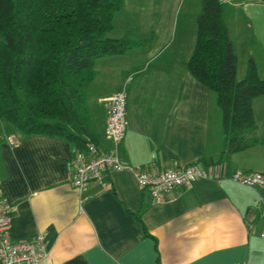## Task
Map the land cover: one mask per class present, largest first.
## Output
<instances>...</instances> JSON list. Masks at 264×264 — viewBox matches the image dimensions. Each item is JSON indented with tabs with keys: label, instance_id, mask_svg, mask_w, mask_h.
Listing matches in <instances>:
<instances>
[{
	"label": "crops",
	"instance_id": "0c3cea01",
	"mask_svg": "<svg viewBox=\"0 0 264 264\" xmlns=\"http://www.w3.org/2000/svg\"><path fill=\"white\" fill-rule=\"evenodd\" d=\"M200 0H124L112 39L132 32L146 43L95 62L86 91L98 148L107 150L102 99L124 89L126 132L119 155L151 173L198 165L206 176L155 203L130 170L108 172L86 196L71 182L74 148L58 138L15 133L0 120V195L12 206L15 241L44 238L41 264H264V192L231 180L264 174V96L252 102L258 144L223 153L215 93L187 71ZM224 21L237 80L254 62L264 79V0H226Z\"/></svg>",
	"mask_w": 264,
	"mask_h": 264
},
{
	"label": "trees",
	"instance_id": "16d2710c",
	"mask_svg": "<svg viewBox=\"0 0 264 264\" xmlns=\"http://www.w3.org/2000/svg\"><path fill=\"white\" fill-rule=\"evenodd\" d=\"M123 3L0 0V120L22 136L62 139L73 146L74 157L89 145L97 146L86 99L96 77L95 62L146 43L132 32L118 39L108 36ZM200 4L186 68L216 95L223 153H239L258 144L252 102L264 96V79L250 59L244 78L237 80L223 3Z\"/></svg>",
	"mask_w": 264,
	"mask_h": 264
},
{
	"label": "built area",
	"instance_id": "2783aa9c",
	"mask_svg": "<svg viewBox=\"0 0 264 264\" xmlns=\"http://www.w3.org/2000/svg\"><path fill=\"white\" fill-rule=\"evenodd\" d=\"M225 3L226 0H219ZM106 107L105 137L110 142V148L101 150L89 145L85 151H78L74 157L75 168L71 176L73 187L88 197L89 185L98 183L105 186L104 179L108 172L130 170L142 190H147L155 203L174 200L178 189L190 188L198 179L204 178L206 168L198 165L166 168L160 172L151 173L139 167H131L119 155V146L126 132V92L124 89L110 97L102 99ZM231 180L243 186L256 188L264 192V174L251 171H235ZM12 206L0 195V264H41L46 257L43 236H37L31 241H15L10 236V212ZM264 239V232L261 234Z\"/></svg>",
	"mask_w": 264,
	"mask_h": 264
},
{
	"label": "rangeland",
	"instance_id": "374dc122",
	"mask_svg": "<svg viewBox=\"0 0 264 264\" xmlns=\"http://www.w3.org/2000/svg\"><path fill=\"white\" fill-rule=\"evenodd\" d=\"M172 1H173V0H170V4H171V5H172ZM178 2H179V0H177V3H178ZM223 15H224V13H223ZM238 81H239V80H238ZM251 172H252V171H251Z\"/></svg>",
	"mask_w": 264,
	"mask_h": 264
}]
</instances>
